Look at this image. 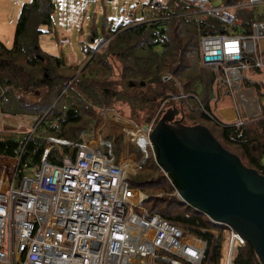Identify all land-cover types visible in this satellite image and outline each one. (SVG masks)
<instances>
[{
	"label": "trees",
	"instance_id": "16d2710c",
	"mask_svg": "<svg viewBox=\"0 0 264 264\" xmlns=\"http://www.w3.org/2000/svg\"><path fill=\"white\" fill-rule=\"evenodd\" d=\"M241 1L243 0H220L221 4L225 6ZM149 4L151 5V0ZM258 5L264 8V3H259L238 9L236 15L241 18V24L229 25L200 11L193 2L167 0L163 7L157 10L153 9V14L149 19L132 23L121 21L115 29H108L107 38L102 37L99 43H94L96 24L92 22L88 36L92 44L87 45L85 51L94 56L81 70L79 69L81 63L78 65L68 64L73 67V74L67 77L68 75L64 71L69 67L66 66L64 60L44 51L39 43L40 34L43 32L41 26L46 25L50 28L53 25L54 0H29L23 3L18 13L11 45L7 46L0 40V88L13 86L19 92L38 90L40 96L42 93V99L39 97V101L35 103L36 106L29 107L28 104L19 101L9 90L0 94V103L5 101L9 106L8 109L0 108L4 114L13 116L26 112L34 114L32 108L39 112L36 115L38 118L34 123L33 131L25 135L22 140H14L11 138V134H0V156L17 158L18 168L23 171L25 168L34 167L40 163L47 137L71 141L80 140L81 137L75 131L76 126L83 125L81 130L90 129L93 123V111H96L94 107L110 104L112 98H116L118 94L110 88L106 77L103 82L95 80L92 84L86 80L85 72L95 65H100L108 67L106 70H102L103 76L112 73L113 67L109 64V57L117 56L119 61L128 63L123 64L127 81L122 93H134V96L127 97L129 102L136 104L139 101L138 95L145 89L151 94L149 98L151 111L144 119L145 123L154 119L163 102H161L162 99H166L168 94L175 95L177 99L166 100L162 105L155 122L165 108L170 106L178 109L179 118H182L184 124L195 119L211 122L220 130L221 140L214 136L220 144L227 150H229L227 146H230L239 151L240 155H237L229 150L236 154L246 166L255 168L264 175V115L261 116L263 119L254 117L241 124L220 119L214 112V107L210 105L211 101L216 98L215 92L210 90L212 82H214V75L211 70L201 65L199 56V39L203 35L250 34L254 22L264 21V9L259 10ZM105 19L104 16L103 25ZM102 44V48H106L103 54L100 53ZM97 47V51L91 53ZM136 49H140L141 56L134 54ZM179 54H181L182 61L180 60V64L175 68L173 80L175 81L177 78L180 84L173 85V88H166L167 86L161 81L166 75L163 73L166 69L172 68ZM192 56H195L198 67L194 68L190 64ZM37 67L39 70L36 73L33 70ZM205 70L210 71L212 77L209 80L208 78L204 79ZM259 71L260 69L255 70V72ZM69 79L72 80L71 84L64 87V83ZM137 87L141 90L138 91ZM243 87H254L258 98L262 101V113L264 114V91L257 83L247 81L243 82ZM96 88H98L100 96L94 95ZM216 88L220 93V89ZM203 89L207 90L205 101H202L203 96L198 93ZM84 93H87V96ZM212 93L214 96L209 98L208 96ZM143 95L145 93L142 94V98H144ZM73 96L85 101L93 98V104L85 102V107L82 108L73 102ZM133 108L135 109V107ZM84 117L89 119V123H81ZM68 126L73 131L66 130ZM39 133L40 136H37ZM114 145H116L115 141ZM70 152L71 149L65 145L51 146L46 160L49 163H61L63 156ZM115 153L117 154L116 149ZM149 161L154 163L153 169L146 164ZM3 164H6L5 170L8 173L11 162L0 158V167ZM142 169L146 170V175L150 177L149 180H145V174L142 176L140 174L137 180L133 181L137 172L128 180L130 188H137L144 194L141 202L142 207L148 213L159 214L169 221L180 224L184 229L189 227L196 237L210 244L212 235L208 231H204L211 227L208 218L177 197L174 187L155 163L152 154H149V157L141 163L138 170ZM156 177L160 178L161 183H157L158 180H153ZM152 183L157 185L153 186ZM220 241L221 237L213 246L209 264H220ZM162 252L173 256L165 251ZM156 264L171 263L157 260ZM231 264L261 263L252 245L245 242L235 247Z\"/></svg>",
	"mask_w": 264,
	"mask_h": 264
},
{
	"label": "built area",
	"instance_id": "2783aa9c",
	"mask_svg": "<svg viewBox=\"0 0 264 264\" xmlns=\"http://www.w3.org/2000/svg\"><path fill=\"white\" fill-rule=\"evenodd\" d=\"M166 1L151 0V6L157 10ZM186 1L229 25L241 24L238 9L262 3L244 0L225 6L214 0ZM260 40L264 41V21L254 22L248 35H203L199 39L201 65L213 71L217 87L233 95L247 78V71L264 69ZM180 57L172 67L180 64ZM8 90L25 102L22 98L28 92L5 86L0 94ZM171 99L177 96L166 100ZM165 101L154 119L132 135L134 150L140 154L135 166H121L114 140L99 135L88 140L83 135L77 141L47 137L40 163L23 171L18 168L17 158L0 156L11 162L8 179L4 178L6 164L0 167V264H133L136 259L140 260L138 264H149L148 259L154 264L156 260L209 264L217 237H221L220 251L227 249L226 263L230 264L235 247L245 243L234 229L208 219L211 226L221 228L204 229L212 235L208 248L207 242L198 240L189 227L184 229L148 213L141 205L142 197L128 185L129 172L137 171L152 154L149 134ZM176 118L182 121L179 114ZM242 122L238 119L236 123ZM58 145L69 147L71 152L63 156L61 163H49V149ZM26 170L33 175L25 174ZM160 251L173 256L159 255Z\"/></svg>",
	"mask_w": 264,
	"mask_h": 264
},
{
	"label": "rangeland",
	"instance_id": "374dc122",
	"mask_svg": "<svg viewBox=\"0 0 264 264\" xmlns=\"http://www.w3.org/2000/svg\"><path fill=\"white\" fill-rule=\"evenodd\" d=\"M0 1H2L4 5L10 6L14 10L15 8H17V4H16L17 2L23 4L29 0H0ZM149 1L150 0H54L55 12L53 15V25L50 28L46 25L41 26V30L43 32L40 34V38H39L40 47L48 53L61 57L64 60L66 66L69 67V69H65L64 73L65 74L67 73L68 75L67 77H70L73 74V67L68 66V64L78 65L81 63L80 64L81 66L79 68L81 70L87 64V62L90 61L94 56L93 54H88L85 51L87 45L92 44L88 38L90 34V26L92 22L96 24V35H95L94 43L95 42L99 43L102 37L107 38V32H108L107 30L115 29V27L121 21L132 23L136 21L138 22L142 19L151 18L153 14V8L149 4ZM213 3L219 4L221 2L220 0H214ZM262 3H264V0H262ZM22 4L20 5L19 11L21 9ZM235 4L237 3L231 5L234 6ZM251 6L253 5H247L245 7H251ZM12 9H8L6 10V12L2 10L0 11V24L5 28V30L3 31L5 35L0 40L4 42V39H7V46H10L12 43L14 37L15 25L17 21L16 18H18V16L14 17ZM258 9L261 10L264 8L261 5H258ZM230 11L233 12L232 9H230ZM104 16L106 19L104 20V25H103ZM102 46L103 44L101 45L100 53L103 54L106 48L105 47L102 48ZM97 49L98 47L95 50H93L91 53L96 52ZM134 54L141 56L140 49L138 50L136 49ZM109 59H110L109 64H111L113 67L112 73H108L106 74V76H103L102 70H106L108 67L95 65L90 68L91 71L88 70L87 72H85V74H87L86 80H88L93 84L95 80H98L99 82H103L104 78L106 77V81L108 82V85H110V88L118 92L117 97L112 98L113 100L110 102V104L103 105L104 107L99 105H96L94 107L96 111H93L94 117H93V123L92 124L90 123L91 124L90 129L81 130L83 129V125H79V127L76 126L77 129L75 131L77 132L79 137L85 135L87 140L91 139V137L93 138V136L96 137L98 135L114 140L116 142V145H114L115 146L114 149H116L118 161L120 165L123 167H127L128 164L132 163V165L135 166L136 163L140 160V154L138 151L134 150L131 141L133 138L132 135L136 133L137 128L144 125L145 123L144 119H146L147 115H149L151 111L150 109L151 102L149 100L151 94L150 92H148L147 89H145L142 93L138 95L139 101L136 104H131L127 97L134 96V93L130 91H129L130 93L127 94L122 93V91L125 90L124 84L127 81V74L124 73L123 64H128V63H123L119 61L117 56H111L109 57ZM180 60L182 61L181 57ZM190 64L194 68L199 66L198 64H196L195 56L191 57ZM38 70L39 67L35 68V70L33 71L37 73ZM175 70L176 69L174 66L170 70L166 69V71L163 73L166 75H164V78L161 81L167 86L166 88H173V85L180 84L177 78H175L176 79L175 81L173 80L174 77L173 73L175 72ZM211 72L214 75L213 71ZM210 75L211 74L209 70L204 71V75H203L204 79L208 78L209 80L212 77ZM212 83L213 84L211 85L210 90L214 91L217 96L223 95L224 93L222 92V90H220L221 93L218 92L216 88L217 84L215 82ZM66 86L67 85H65L64 83V87ZM136 89L138 91L141 90V88L139 87H137ZM206 92L207 90L205 89L199 90L198 92L200 95L203 96L202 101H205L207 99V97L205 96ZM34 93L38 95V99L36 96H33L32 93H28L24 98H22V100L25 101L29 105V107H34V105L36 106L35 103L39 101V97L42 99V93L41 96L38 90H35ZM144 93H145V95H143L144 98H142V94ZM84 94L87 96V93ZM95 94H98L100 96L98 88H96L94 95ZM211 96H214L213 93L208 97L211 98ZM173 97L176 96L168 94L166 99ZM166 99L165 98L162 99L161 102L162 101L164 102ZM73 102H75L78 106L84 108L85 102L89 104H93V98H90L87 101H85L82 99L79 100L77 96H73ZM210 105L211 106L215 105L214 100L211 101ZM3 107L6 109H8L9 107L5 101H2V103H0V108ZM133 107H135V109ZM32 111L34 112V114L26 112V113H20L19 116L4 114L1 111L0 134L1 135L11 134L12 135L11 138H13L14 140L17 141L22 140L25 135L33 131L34 123L38 118L36 116L39 114V112H37V109L32 108ZM106 111L108 115L104 113ZM84 122L89 123V119L84 117L81 123ZM185 124L187 125L203 124L212 131L214 136H216L219 140H221L220 130L217 129V127H215V125L211 122L209 123L201 119H195L194 121H188ZM66 130L73 131L72 128L69 129V126L66 127ZM37 136H40V133L37 134ZM227 147L230 151L236 153L237 155H240L239 151L235 150L230 146ZM146 164L153 169L152 165L154 163L152 161H149ZM136 172L137 175L135 176L134 174ZM9 174L10 171L8 173H6L5 171L4 178L8 179ZM25 174L33 175V173H31L30 170H26ZM140 174L141 176L142 174H145V180L150 179V177L146 175V170L145 171H143V169L140 171L131 170L129 172L131 178L132 176H135L132 179L133 181L137 180V177ZM153 180H158L157 183H161L159 177H156ZM152 184L153 186L157 185L154 183ZM133 190H135L142 197L143 200L144 194H142L137 188H134ZM209 229L211 230L216 229L218 231L221 230V228L218 226H211L209 227ZM198 240L203 241L200 238H198ZM217 241H218V237L215 243ZM211 243L210 244L206 243L208 248L211 247ZM159 253H160L159 255L162 254L168 257V255L162 251H160ZM234 254L235 251L233 253V256ZM227 257H228L227 249L220 251V264H227L226 263ZM139 261L140 260L136 259L134 260L133 264H138ZM147 261L149 262V264H154V262L151 259H148Z\"/></svg>",
	"mask_w": 264,
	"mask_h": 264
},
{
	"label": "water",
	"instance_id": "95a60500",
	"mask_svg": "<svg viewBox=\"0 0 264 264\" xmlns=\"http://www.w3.org/2000/svg\"><path fill=\"white\" fill-rule=\"evenodd\" d=\"M168 108L154 124L150 149L177 197L234 229L264 264V175L225 149L203 124L187 125Z\"/></svg>",
	"mask_w": 264,
	"mask_h": 264
},
{
	"label": "crops",
	"instance_id": "0c3cea01",
	"mask_svg": "<svg viewBox=\"0 0 264 264\" xmlns=\"http://www.w3.org/2000/svg\"><path fill=\"white\" fill-rule=\"evenodd\" d=\"M16 4L17 8L13 10L10 6L4 5L2 1H0V11L2 10L6 12L8 9H12L14 17L18 16L19 8L22 3L17 2ZM4 30L5 28L0 24V39H2L5 35L3 32ZM262 40L259 41V48L262 52H264V41ZM4 43L7 45V39H4ZM246 74L247 78L242 80V86H240L239 90H235L233 95H231L230 91L228 92L227 90H222L224 93L223 95H215L216 98L213 99L215 102V105L213 106L215 110L214 112L220 119L228 122H237L238 119L247 122L250 118L254 117L263 119L261 118V116L264 115L262 113V101L258 98L254 87H243V82L247 81L250 83H257L264 91V69L259 72H255L254 69H251L247 71ZM17 115L19 116L20 114Z\"/></svg>",
	"mask_w": 264,
	"mask_h": 264
},
{
	"label": "clouds",
	"instance_id": "9594fccd",
	"mask_svg": "<svg viewBox=\"0 0 264 264\" xmlns=\"http://www.w3.org/2000/svg\"><path fill=\"white\" fill-rule=\"evenodd\" d=\"M23 93H27V91L26 92H23ZM28 93H33L34 94V96H36L37 97V99H38V95L36 94V93H34V91H29ZM24 103H26V102H24ZM27 104V103H26Z\"/></svg>",
	"mask_w": 264,
	"mask_h": 264
},
{
	"label": "bare ground",
	"instance_id": "6f19581e",
	"mask_svg": "<svg viewBox=\"0 0 264 264\" xmlns=\"http://www.w3.org/2000/svg\"><path fill=\"white\" fill-rule=\"evenodd\" d=\"M105 114H107V115H108L107 111L105 112ZM110 114H111V113H110ZM134 198H135V196H134Z\"/></svg>",
	"mask_w": 264,
	"mask_h": 264
}]
</instances>
